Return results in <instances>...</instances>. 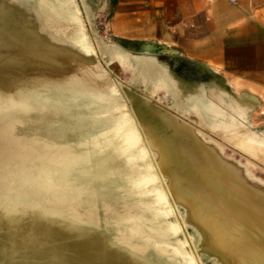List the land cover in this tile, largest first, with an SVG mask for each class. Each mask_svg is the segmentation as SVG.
I'll use <instances>...</instances> for the list:
<instances>
[{
  "label": "rangeland",
  "instance_id": "obj_1",
  "mask_svg": "<svg viewBox=\"0 0 264 264\" xmlns=\"http://www.w3.org/2000/svg\"><path fill=\"white\" fill-rule=\"evenodd\" d=\"M114 4L0 0V264H264L219 217L258 201L223 165L264 186V94L113 33Z\"/></svg>",
  "mask_w": 264,
  "mask_h": 264
},
{
  "label": "crops",
  "instance_id": "obj_2",
  "mask_svg": "<svg viewBox=\"0 0 264 264\" xmlns=\"http://www.w3.org/2000/svg\"><path fill=\"white\" fill-rule=\"evenodd\" d=\"M113 33L154 40L235 91L264 94V0H115Z\"/></svg>",
  "mask_w": 264,
  "mask_h": 264
},
{
  "label": "bare ground",
  "instance_id": "obj_3",
  "mask_svg": "<svg viewBox=\"0 0 264 264\" xmlns=\"http://www.w3.org/2000/svg\"><path fill=\"white\" fill-rule=\"evenodd\" d=\"M121 41L123 42L121 44L124 45L125 47L129 48L130 50L131 49H133V50L134 49L135 50L140 49L144 52H147L148 50H150V46H151L148 44L146 46V45H137V44H134L133 42H131V44H130L128 42H124L123 40H121ZM215 110H217V109L215 108ZM216 126L218 129L217 131L219 133H223V132L227 131L226 126L223 124L215 125L214 127H216ZM150 165H151V163H146L144 168L149 167ZM223 166L225 167L226 171L223 172L224 175L220 176L221 178H223L225 180H229V179L239 180L240 182L244 183V185H246L248 187V189L251 190L252 193L255 194V196L257 197L255 199L258 200V201H256V200L253 201L252 199L246 198V197L241 196V195H233V197H229L228 199L232 203L239 206V209L237 211L236 210L228 211V210H224V209L222 211H219V213H220L219 217H220L221 221L223 220L222 221L223 223H228L227 227H224V229L227 230V233H228V235H230V237L232 235L233 237L239 238L240 241L243 240L242 242L244 245L245 244H248V245L252 244V246H254L257 249V251L264 254V209L261 206V205L264 206V186H260L259 184H255L252 182L251 183L245 182L243 180V178H241V173L239 172V169L234 167L233 163L231 165L226 164ZM201 179H202V177L197 178V180L199 182L201 181ZM191 203H193V201ZM220 204H221V202H220ZM220 204L218 203V205H220ZM199 211H200V214L203 215L202 210L200 209ZM219 233H220L219 236H221V237L223 235L225 236V233L222 232V229L219 230ZM230 237L228 236V238H230ZM226 243H227V241H225V240L221 241L220 240L217 248L213 247V248H207V249L211 250L217 254L219 253L224 258V260L227 262V264H232L236 258L225 247ZM246 249H248V248H246ZM245 254H246V252H245Z\"/></svg>",
  "mask_w": 264,
  "mask_h": 264
},
{
  "label": "built area",
  "instance_id": "obj_4",
  "mask_svg": "<svg viewBox=\"0 0 264 264\" xmlns=\"http://www.w3.org/2000/svg\"><path fill=\"white\" fill-rule=\"evenodd\" d=\"M228 1H229V2H232V3H233V2H236V0H228Z\"/></svg>",
  "mask_w": 264,
  "mask_h": 264
}]
</instances>
